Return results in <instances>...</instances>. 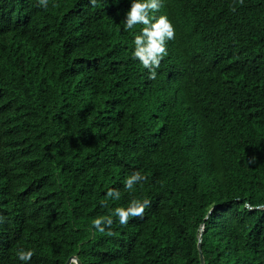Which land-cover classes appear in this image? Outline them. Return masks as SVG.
Wrapping results in <instances>:
<instances>
[{"label":"trees","instance_id":"16d2710c","mask_svg":"<svg viewBox=\"0 0 264 264\" xmlns=\"http://www.w3.org/2000/svg\"><path fill=\"white\" fill-rule=\"evenodd\" d=\"M128 7L0 0V264H264V0H164L154 79Z\"/></svg>","mask_w":264,"mask_h":264},{"label":"clouds","instance_id":"9594fccd","mask_svg":"<svg viewBox=\"0 0 264 264\" xmlns=\"http://www.w3.org/2000/svg\"><path fill=\"white\" fill-rule=\"evenodd\" d=\"M48 3L49 0H37V5L41 8H47ZM163 4L164 0H129V7L123 18L124 30L134 29L137 25L141 26L134 36L131 56L148 70L150 79L156 77L161 60L167 55V42L175 38V27L169 17L166 14H156ZM145 179L146 177L140 172H133L125 179L124 187L132 190L134 185ZM106 196L119 200L121 193L110 188ZM101 203H106V201ZM147 206L148 201L133 199L128 202L127 206L115 207L109 216L94 218L92 227L104 233L113 224V217L118 218L120 225H126L130 217H141ZM2 219L3 217H0V220ZM33 255L34 251L30 248H18L16 252L17 259L23 264H27Z\"/></svg>","mask_w":264,"mask_h":264},{"label":"water","instance_id":"95a60500","mask_svg":"<svg viewBox=\"0 0 264 264\" xmlns=\"http://www.w3.org/2000/svg\"><path fill=\"white\" fill-rule=\"evenodd\" d=\"M198 247H199V257H200V262L201 264H204V259H203V256H202V253H201V250H200V246H199V243H198ZM71 262H74L76 264H81L80 261L77 259V257L75 256H71L67 259L66 261V264H70Z\"/></svg>","mask_w":264,"mask_h":264}]
</instances>
